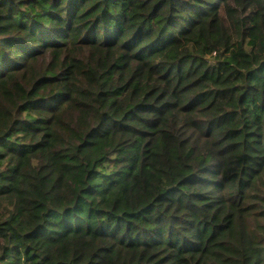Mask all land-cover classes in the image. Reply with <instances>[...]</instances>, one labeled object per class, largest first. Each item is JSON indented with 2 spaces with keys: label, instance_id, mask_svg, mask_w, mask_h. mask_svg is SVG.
Instances as JSON below:
<instances>
[{
  "label": "trees",
  "instance_id": "trees-1",
  "mask_svg": "<svg viewBox=\"0 0 264 264\" xmlns=\"http://www.w3.org/2000/svg\"><path fill=\"white\" fill-rule=\"evenodd\" d=\"M0 264H264V0H0Z\"/></svg>",
  "mask_w": 264,
  "mask_h": 264
}]
</instances>
